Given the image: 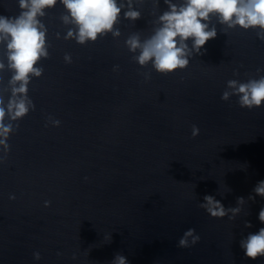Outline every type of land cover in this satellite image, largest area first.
Segmentation results:
<instances>
[{
    "label": "clouds",
    "instance_id": "1",
    "mask_svg": "<svg viewBox=\"0 0 264 264\" xmlns=\"http://www.w3.org/2000/svg\"><path fill=\"white\" fill-rule=\"evenodd\" d=\"M61 2L69 14L63 16L62 20L65 24L69 22L75 24L78 29L76 32L70 29L66 39L74 37L77 43L85 44L88 41L95 42L98 36L108 32H112L113 36L120 35L119 30L113 31L121 12L117 0H61ZM165 2L169 4L170 10L159 17L162 26L157 28L153 35L143 43L136 34L126 41L130 51L140 50L135 59L141 66L151 61L154 69L161 74H169L187 67L190 52L186 42L189 39L193 41V49L199 52L208 40L216 37L215 28L209 29L208 23H205L211 14L218 15L219 22L228 25L229 28L235 26L245 30L259 28L257 35L264 40V0H186V3L179 7L170 3V0ZM56 3L57 0H19V8L22 11L18 16L0 15V42L7 41L8 67L13 71L9 81L11 97L6 107L3 98L0 97V146L5 153L9 151L7 141L14 130L12 122L23 119L35 108L33 101L28 97L30 77H40L43 74V68L36 65L42 57L47 58L49 55L46 48V29L38 17L44 16V10ZM128 3L130 10L124 14L125 17L131 20L138 19L140 12L131 10V0H128ZM64 59L67 63L72 62L70 55L66 54ZM3 68L4 64L0 63V70ZM261 71L264 69H257V73ZM232 96L238 97L241 108L251 110L261 107L264 105V76L246 82L235 79L227 81V89L221 99L228 101ZM6 117L9 123H5ZM49 121L53 126L60 125L59 120L51 117ZM18 127V123L15 124V128ZM197 135L199 128L193 125L192 136ZM254 192L256 196L264 197V180L258 182ZM10 199L15 197L10 196ZM203 199L204 203L199 207L205 209L212 218H224L231 212L232 215L228 216L231 220L241 211L240 207L225 209L221 202L211 195H205ZM249 199L254 200L255 197L250 196ZM244 202L243 197L237 199L238 205ZM49 205L50 201H45V206ZM258 219L264 223V208L259 211ZM245 227L250 228L252 225L245 222ZM199 240L200 236L190 228L184 232L178 246L188 248ZM240 248L251 261L264 257V227L241 239ZM33 255L35 259H40L39 252ZM112 264H127V261L124 256L118 254Z\"/></svg>",
    "mask_w": 264,
    "mask_h": 264
}]
</instances>
